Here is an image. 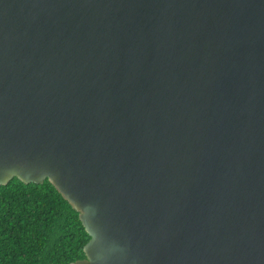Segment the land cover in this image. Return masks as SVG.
Returning <instances> with one entry per match:
<instances>
[{
    "label": "water",
    "instance_id": "1",
    "mask_svg": "<svg viewBox=\"0 0 264 264\" xmlns=\"http://www.w3.org/2000/svg\"><path fill=\"white\" fill-rule=\"evenodd\" d=\"M48 180L66 264H264V0H0V186Z\"/></svg>",
    "mask_w": 264,
    "mask_h": 264
},
{
    "label": "trees",
    "instance_id": "2",
    "mask_svg": "<svg viewBox=\"0 0 264 264\" xmlns=\"http://www.w3.org/2000/svg\"><path fill=\"white\" fill-rule=\"evenodd\" d=\"M90 236L56 188L13 178L0 186V264H66Z\"/></svg>",
    "mask_w": 264,
    "mask_h": 264
}]
</instances>
